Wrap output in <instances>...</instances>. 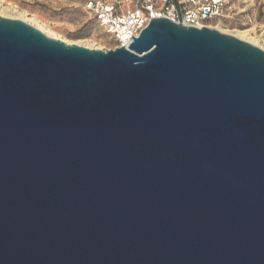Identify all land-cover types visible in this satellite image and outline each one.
I'll use <instances>...</instances> for the list:
<instances>
[{
    "label": "water",
    "instance_id": "1",
    "mask_svg": "<svg viewBox=\"0 0 264 264\" xmlns=\"http://www.w3.org/2000/svg\"><path fill=\"white\" fill-rule=\"evenodd\" d=\"M131 39L0 16V264H264V51L166 18Z\"/></svg>",
    "mask_w": 264,
    "mask_h": 264
},
{
    "label": "rangeland",
    "instance_id": "2",
    "mask_svg": "<svg viewBox=\"0 0 264 264\" xmlns=\"http://www.w3.org/2000/svg\"><path fill=\"white\" fill-rule=\"evenodd\" d=\"M0 16L39 24L65 42L89 49L107 51L116 47L83 11L78 0H0ZM209 26L223 34L241 37L240 40L264 51V0H228L223 16Z\"/></svg>",
    "mask_w": 264,
    "mask_h": 264
},
{
    "label": "built area",
    "instance_id": "3",
    "mask_svg": "<svg viewBox=\"0 0 264 264\" xmlns=\"http://www.w3.org/2000/svg\"><path fill=\"white\" fill-rule=\"evenodd\" d=\"M83 11L117 47L139 36L151 19L166 18L188 27H209L223 16L228 0H78Z\"/></svg>",
    "mask_w": 264,
    "mask_h": 264
},
{
    "label": "bare ground",
    "instance_id": "4",
    "mask_svg": "<svg viewBox=\"0 0 264 264\" xmlns=\"http://www.w3.org/2000/svg\"><path fill=\"white\" fill-rule=\"evenodd\" d=\"M25 22H27L28 24L34 26L35 28H37L38 30H40L41 32H43L46 36H48L50 38H53V39H56V40H61V41L65 42L64 40H62L59 37H57L55 34H52V33H49L47 31H45L39 24L33 25L30 21H25ZM240 39H241V37H240ZM247 42H249V41H247ZM65 43L68 44V45H72V43H67V42H65ZM249 43H251V42H249ZM86 48H88V47H86Z\"/></svg>",
    "mask_w": 264,
    "mask_h": 264
}]
</instances>
